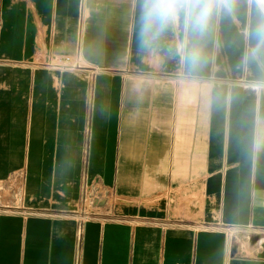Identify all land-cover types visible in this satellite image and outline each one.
Returning a JSON list of instances; mask_svg holds the SVG:
<instances>
[{
	"label": "crops",
	"instance_id": "1",
	"mask_svg": "<svg viewBox=\"0 0 264 264\" xmlns=\"http://www.w3.org/2000/svg\"><path fill=\"white\" fill-rule=\"evenodd\" d=\"M213 2L0 0V264H264V0Z\"/></svg>",
	"mask_w": 264,
	"mask_h": 264
},
{
	"label": "clouds",
	"instance_id": "2",
	"mask_svg": "<svg viewBox=\"0 0 264 264\" xmlns=\"http://www.w3.org/2000/svg\"><path fill=\"white\" fill-rule=\"evenodd\" d=\"M214 8L213 0H142V42L151 44L167 29L181 22L186 31L203 33L208 28ZM180 48L183 50L184 44ZM187 55L195 60L199 53L192 49Z\"/></svg>",
	"mask_w": 264,
	"mask_h": 264
},
{
	"label": "built area",
	"instance_id": "3",
	"mask_svg": "<svg viewBox=\"0 0 264 264\" xmlns=\"http://www.w3.org/2000/svg\"><path fill=\"white\" fill-rule=\"evenodd\" d=\"M80 203H81V210H83L85 207H89L90 205H92L93 201H92V196L90 193V188L89 186L84 183L82 188H81V196H80ZM83 221V219H82ZM83 223V222H82ZM82 224H79V228H78V239L80 241L81 236H82ZM237 239L232 237L231 241L235 242ZM247 241L251 240L250 238L246 239ZM231 250L234 249L235 247H233V244L231 243ZM77 262H79V256L77 257Z\"/></svg>",
	"mask_w": 264,
	"mask_h": 264
}]
</instances>
